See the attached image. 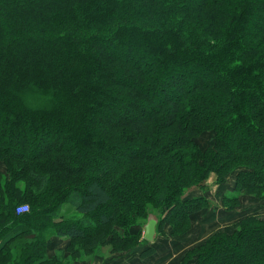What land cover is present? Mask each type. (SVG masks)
Wrapping results in <instances>:
<instances>
[{"label":"trees","instance_id":"16d2710c","mask_svg":"<svg viewBox=\"0 0 264 264\" xmlns=\"http://www.w3.org/2000/svg\"><path fill=\"white\" fill-rule=\"evenodd\" d=\"M29 90L49 105L22 104ZM0 162V264L128 251L148 208L158 235H184L209 202L185 191L211 174L226 211L264 200V0H0ZM51 238L67 241L54 256ZM191 260L264 264V218L241 215L176 264Z\"/></svg>","mask_w":264,"mask_h":264},{"label":"crops","instance_id":"0c3cea01","mask_svg":"<svg viewBox=\"0 0 264 264\" xmlns=\"http://www.w3.org/2000/svg\"><path fill=\"white\" fill-rule=\"evenodd\" d=\"M210 178L208 179V181H210ZM214 181H215V177L212 178V182ZM193 191L192 193L189 194L190 197L188 198L204 196V193L193 192ZM209 197L210 200L214 199L213 198L214 196L212 197L211 194L209 195ZM205 198L208 199V197ZM217 201L219 204L217 208L215 209L204 208L200 212L192 216L191 221L194 220L197 222V224L193 228L190 227V230L186 234L178 235L180 237L178 236L176 237V243L177 245L178 244L180 245V246L178 245V247L171 244L161 248V246L158 245L161 243L160 241L163 239L160 236H166L167 233L171 235L170 229L168 228V230L164 229V231H166L164 234H160V235L156 234V238L153 242H149L142 237L143 240H145L149 244L147 245V247H144L147 243L142 242L140 245L136 246L135 248H132L126 252L119 253L120 255L122 254L121 256L120 255L117 256L116 254H114L113 256L110 254L109 248H104L101 251L103 256L100 253L99 255L100 257L96 256V258L82 261L79 262L78 264H170L171 263L169 262L170 259L175 258L177 256L179 260L180 256L182 255V252H184V248L187 249L190 246L194 247L195 243L205 240L206 238H208V236H210L214 232L225 229V227H227L228 225L235 222L238 218H240L241 215L248 214L246 212H244L245 214L240 213L241 211L240 208L236 209L234 212L226 211L221 200L218 199ZM219 202H221V204ZM261 209L264 210L263 207ZM142 230H143V225H142ZM143 234H144V230H143ZM185 237H191V239H189V242L191 243L193 240V243L189 244L186 242L185 246L182 247L181 244L185 241ZM171 238L172 237H168V239ZM53 241L54 243L58 242L59 245L61 242L64 243L63 239H58V238H53ZM146 249L152 250L151 254L143 255V253L145 252L144 250Z\"/></svg>","mask_w":264,"mask_h":264},{"label":"rangeland","instance_id":"374dc122","mask_svg":"<svg viewBox=\"0 0 264 264\" xmlns=\"http://www.w3.org/2000/svg\"><path fill=\"white\" fill-rule=\"evenodd\" d=\"M137 49V48H136ZM135 48L134 49H132L129 53H134V51L136 50ZM122 53H124V50H122ZM136 57V56H135ZM184 70H186V69H184ZM189 70H190V68H189ZM192 72H194V73H190L188 70H186L185 71V73L183 72V74H182V72H181V74H182V76L180 77L181 79H182V86H184V88H186V87H188V86H190V84H191V81L192 80H194L195 79V75H197V73L193 70ZM176 74L178 75L179 73H178V71L176 72ZM168 75L169 74H167V73H163V75L159 78V82H157V85H156V87L158 88V89H162V84L161 83H163V81H168V82H170V79H169V77H168ZM173 85L176 87L177 85H178V83L176 82V80H174V82H173ZM181 93H183L182 91H180ZM18 95H20V93H18ZM7 97L8 98H10L11 100L13 99V96H11V95H9V94H7ZM156 98H157V100H160V101H163V100H165V96L162 94V93H158V95L157 96H155ZM21 98H22V104H25L26 106H31V107H35V108H38V109H40V107H43V108H46L48 105H49V102H46L45 103V100L41 97V93H39V91H36V90H29V91H26L25 93H23V95L21 96ZM18 100H20L19 98H18ZM211 141H212V135L211 134H202L201 135V137H198V138H196V142H197V144L199 145V147H201V149H204V147L206 146V145H208L209 143H211ZM0 171L6 176L7 175V173H6V170H5V166H4V164L2 163V162H0ZM232 175H234V173H232L231 175H230V177L232 178ZM211 177V178H210ZM209 178H210V181H206L205 183H204V185H203V187H201V188H197V187H193V188H191V189H189V190H187V191H185V195H187V197H190L189 196V194L190 193H192V191L193 192H200V193H204V196L205 197H208V200H209V202H208V204H207V206L206 207H204L205 209H207V208H210V209H215V208H217L218 207V199L219 200H221L220 198H215V197H213L214 196V194L219 190V189H221L220 187H219V189H218V186H217V184H216V182L214 181V182H212V178L213 177H216L214 174H211V176H210ZM20 186L21 187H23V185L22 184H20ZM200 187V186H199ZM232 192H233V190H227L226 191V194H232ZM211 194V196L214 198V199H212V200H210V197H209V195ZM257 198H255L254 197V195L252 196V195H247V196H244V195H242V197H241V200H240V206H239V208H240V213H244V212H246V213H248V214H254V215H259V217H263L264 218V210L263 209H261L262 207L264 208V200H259L258 199V201L256 200ZM220 204H221V202H219ZM203 208V209H204ZM29 210H28V208L27 209H25L24 210V208H22L21 210H20V212L21 213H24V212H28ZM17 213H18V210L16 211ZM61 214L64 216V217H70V218H74V217H76V214H75V212L73 211V209L68 205V204H64L63 206H62V208H61ZM245 214V213H244ZM226 220V219H225ZM194 220H192L191 221V224H190V227L191 228H193V227H195L196 226V224H197V222L196 221H194ZM145 223V220L143 221V223H142V225ZM227 227H229V225L227 226ZM168 228L170 229V232H171V226L169 225V226H165V230H168ZM226 228V227H225ZM141 229V231H142V233H141V238L143 237V230H142V227L140 228ZM166 232V231H165ZM157 234H158V232H157ZM172 235V236H171ZM169 234V233H167L166 234V236H160V237H162L161 239V243L160 244H158L159 246H161V248L162 247H165V246H167V245H174V246H176V247H178V245H177V243H176V237L178 236V234H176V235H173V234ZM168 237H172L171 239H168ZM178 237H180V236H178ZM157 238H158V236H157ZM175 238V239H174ZM143 239V238H142ZM189 239H191V237H185V241L181 244L182 245V247L183 246H185V243L187 242V243H189V244H192L193 243V240H192V242L190 243L189 242ZM157 240V239H156ZM173 240V241H172ZM168 242H170V243H168ZM202 242V241H201ZM201 242H197V243H195V245L196 244H198V243H201ZM67 244V241H65L64 240V243L63 242H61L60 243V245L58 244V242L57 243H54V241H53V238H51L50 239V245H49V248H48V255L49 256H54V254L58 251V250H63V249H65L66 248V245ZM141 244V243H140ZM139 244V245H140ZM147 245H149L148 243L144 246V247H147ZM180 246V245H179ZM189 246V245H188ZM191 247L192 246H190L189 248L191 249ZM104 248H109L110 249V247L109 246H105V247H102V248H100V250L97 252V253H95V254H90V255H84V256H79L78 257V259H76V260H71V259H69V261H68V264H78L79 262H82V261H86V260H89V259H93V258H96V256L97 257H100L99 255H100V253H101V251H102V249H104ZM135 248V247H134ZM189 248H187V249H185L184 248V252H182V255H184V253L187 251V250H189ZM109 252H110V250H109ZM126 252V251H125ZM122 253V252H121ZM102 254V253H101ZM110 254L111 255H113L114 256V254H116L117 256H119L120 254L119 253H112V252H110ZM122 255V254H121ZM120 255V256H121ZM182 255L180 256V258L182 257ZM102 256H103V254H102ZM179 258V259H180ZM178 261V256L177 257H175V258H172V259H170V261L169 262H171L170 264H176L177 263V261ZM176 261V262H175ZM194 260H191L190 262H189V264H191L192 262H193Z\"/></svg>","mask_w":264,"mask_h":264},{"label":"water","instance_id":"95a60500","mask_svg":"<svg viewBox=\"0 0 264 264\" xmlns=\"http://www.w3.org/2000/svg\"><path fill=\"white\" fill-rule=\"evenodd\" d=\"M161 219V214L160 212L148 208L146 211V220L145 223L143 224V238L146 239L149 242H153L156 238L157 234V226L158 223Z\"/></svg>","mask_w":264,"mask_h":264},{"label":"built area","instance_id":"2783aa9c","mask_svg":"<svg viewBox=\"0 0 264 264\" xmlns=\"http://www.w3.org/2000/svg\"><path fill=\"white\" fill-rule=\"evenodd\" d=\"M22 208H24V210L27 209V208H25V207H21V208H19L18 213H21L20 210H21Z\"/></svg>","mask_w":264,"mask_h":264},{"label":"bare ground","instance_id":"6f19581e","mask_svg":"<svg viewBox=\"0 0 264 264\" xmlns=\"http://www.w3.org/2000/svg\"><path fill=\"white\" fill-rule=\"evenodd\" d=\"M160 258H161V257H160ZM162 259H163V258H162ZM162 259H161V260H162ZM159 261H160V260H159ZM157 262H158V261H157ZM157 262H156V263H157Z\"/></svg>","mask_w":264,"mask_h":264}]
</instances>
